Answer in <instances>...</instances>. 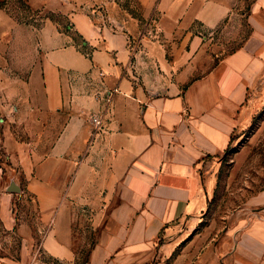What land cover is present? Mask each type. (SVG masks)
Wrapping results in <instances>:
<instances>
[{"label": "crops", "instance_id": "0c3cea01", "mask_svg": "<svg viewBox=\"0 0 264 264\" xmlns=\"http://www.w3.org/2000/svg\"><path fill=\"white\" fill-rule=\"evenodd\" d=\"M28 2L65 23L45 18L35 44L26 32L20 65L35 68L1 123L0 235L19 243L9 262L73 264L87 223L84 263L144 264L155 239L205 209L201 171L247 121L264 80V0ZM222 35L237 47L221 53ZM254 201L261 218L218 236L201 264H264V193Z\"/></svg>", "mask_w": 264, "mask_h": 264}, {"label": "rangeland", "instance_id": "374dc122", "mask_svg": "<svg viewBox=\"0 0 264 264\" xmlns=\"http://www.w3.org/2000/svg\"><path fill=\"white\" fill-rule=\"evenodd\" d=\"M244 1L246 4L243 3L242 11H245V7L252 0ZM0 11L7 17L3 38L5 46H0L1 135L3 128L1 123L7 121L5 111L13 106L10 104V98L15 92L24 91L28 78L35 68L20 65L27 62L20 59L25 52L24 46L20 45L25 43L26 32H32V42L35 44L37 31L45 18L63 23L65 21L53 14L42 13L39 5L32 7L28 0H0ZM238 23L240 35L243 36L245 27L241 20ZM24 28L28 30L25 31ZM231 37L222 35L218 39L224 41L226 45L218 46L221 53H227L237 47L227 43ZM33 62L36 63V59H33ZM246 107L249 112L246 123L236 130L227 149L210 159L201 171L205 209L178 223L171 235L155 239L151 257L147 258L144 264H172L175 261L178 264H186L185 252H188L189 264H201L204 254L211 252L214 240L218 236L227 231L238 232L261 218V207L253 203H256L254 200L264 193V80L251 94ZM45 123L48 124L49 121ZM36 124L34 118L28 122L30 127L39 128ZM50 141L51 139L47 143ZM41 149L47 151L48 144ZM2 154L0 151V163L3 164ZM29 204L31 200L26 198L20 205L24 212ZM88 217L87 214L86 218ZM81 228L79 231L76 228L74 249L77 258L73 264H86L84 260L95 240L94 229L87 223ZM18 246L16 237L1 234L0 264L14 262L17 259Z\"/></svg>", "mask_w": 264, "mask_h": 264}, {"label": "water", "instance_id": "95a60500", "mask_svg": "<svg viewBox=\"0 0 264 264\" xmlns=\"http://www.w3.org/2000/svg\"><path fill=\"white\" fill-rule=\"evenodd\" d=\"M7 191L9 193H18L19 189L12 183L10 184V186L8 187Z\"/></svg>", "mask_w": 264, "mask_h": 264}, {"label": "built area", "instance_id": "2783aa9c", "mask_svg": "<svg viewBox=\"0 0 264 264\" xmlns=\"http://www.w3.org/2000/svg\"><path fill=\"white\" fill-rule=\"evenodd\" d=\"M92 123L96 126H99L100 125V120L98 118H93L92 119Z\"/></svg>", "mask_w": 264, "mask_h": 264}]
</instances>
